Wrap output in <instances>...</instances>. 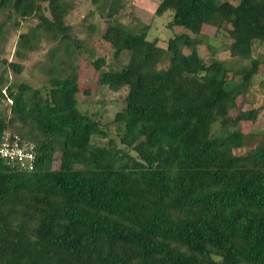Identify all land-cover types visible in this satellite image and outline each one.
<instances>
[{
  "label": "trees",
  "instance_id": "trees-1",
  "mask_svg": "<svg viewBox=\"0 0 264 264\" xmlns=\"http://www.w3.org/2000/svg\"><path fill=\"white\" fill-rule=\"evenodd\" d=\"M106 1L91 0L95 9ZM117 6H107L101 38L126 62L117 71L102 57L91 63L101 85L126 90L106 126L79 110L76 75L52 66L48 84L34 89L0 73V99L11 100L0 136L10 130L37 152L28 172L0 159V264H264V149L239 152V124L261 109L231 113L258 73L264 0H160L154 14L171 11L167 26L195 36L176 34L165 47L148 39L147 25H119ZM6 11L36 17L39 34L63 44L70 62L82 47L62 0H0V16ZM206 26L225 32L238 67L198 55ZM20 38L33 49L28 34Z\"/></svg>",
  "mask_w": 264,
  "mask_h": 264
},
{
  "label": "rangeland",
  "instance_id": "rangeland-1",
  "mask_svg": "<svg viewBox=\"0 0 264 264\" xmlns=\"http://www.w3.org/2000/svg\"><path fill=\"white\" fill-rule=\"evenodd\" d=\"M68 6L65 23L70 25L71 34L81 41V49L68 60V54L64 50V45L50 40L47 36L39 34L37 28L38 19L30 17L20 19L14 17L9 12H4L0 16V73L9 82L19 85L26 83L34 89H41L47 85L51 75L52 66L57 67L59 75L70 77L76 75L80 91L77 94L78 107L83 113L91 115L106 126L112 121L114 114L122 107V100L126 92L122 89L117 92L109 90L98 81L99 71L92 66V61L102 57L106 59L104 69L117 71L126 62V55L122 54L117 60L112 58V48L109 43L101 38L107 27L108 18L107 6L112 0L105 2V7L95 9L91 0H62ZM118 3V14L114 20L130 32L138 31L141 27H149L148 39L156 40L161 47L166 46L168 38L181 33H187L183 27H168L171 20V11H167L162 16L154 14L160 0H115ZM237 4L238 0H228ZM222 28H229L226 23H221ZM28 34L34 47L32 50L26 49L21 44L20 36ZM200 43L197 47L198 55L204 59L213 56L215 59L223 61L226 65L233 64L238 67L239 62L229 56L227 47L230 39L224 31L216 32L213 27L206 26L197 37ZM184 54L190 51L183 48ZM253 57L259 59L260 65L258 73L254 76L248 93L236 100L235 110H249L260 108L261 113L256 121L241 122L239 124L241 133L244 135V147L239 152L247 149H264V45L254 48ZM4 61L22 65L20 74H14L7 69ZM248 64V61L242 62ZM52 73H54L52 71ZM5 90V87H2ZM7 101L0 99V111L6 112ZM110 137H113V126L109 125ZM16 131L15 129H12ZM95 143L104 145L106 140H95ZM59 164V153L55 154L53 167Z\"/></svg>",
  "mask_w": 264,
  "mask_h": 264
},
{
  "label": "built area",
  "instance_id": "built-area-1",
  "mask_svg": "<svg viewBox=\"0 0 264 264\" xmlns=\"http://www.w3.org/2000/svg\"><path fill=\"white\" fill-rule=\"evenodd\" d=\"M3 93L5 94V91ZM7 102L11 103L8 97ZM0 159L13 169L32 171L37 159L36 146L24 141L16 133L4 130L0 136Z\"/></svg>",
  "mask_w": 264,
  "mask_h": 264
}]
</instances>
